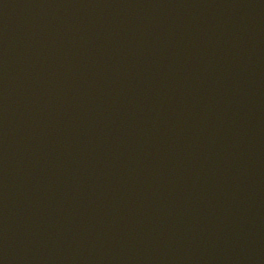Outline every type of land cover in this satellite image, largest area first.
I'll return each instance as SVG.
<instances>
[{"label":"water","instance_id":"water-1","mask_svg":"<svg viewBox=\"0 0 264 264\" xmlns=\"http://www.w3.org/2000/svg\"><path fill=\"white\" fill-rule=\"evenodd\" d=\"M12 264H264V0H86Z\"/></svg>","mask_w":264,"mask_h":264}]
</instances>
